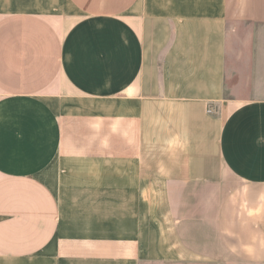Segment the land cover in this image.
<instances>
[{"label":"crops","instance_id":"1","mask_svg":"<svg viewBox=\"0 0 264 264\" xmlns=\"http://www.w3.org/2000/svg\"><path fill=\"white\" fill-rule=\"evenodd\" d=\"M148 259L264 264V0L0 12V264Z\"/></svg>","mask_w":264,"mask_h":264},{"label":"rangeland","instance_id":"2","mask_svg":"<svg viewBox=\"0 0 264 264\" xmlns=\"http://www.w3.org/2000/svg\"><path fill=\"white\" fill-rule=\"evenodd\" d=\"M46 4V0H0V12L15 11V10H40ZM239 94V93H238ZM145 264H183L180 261H168L162 259H148L144 261ZM185 264V263H184ZM188 264H195L191 262ZM199 264H223V263H213L204 262ZM230 264H249L242 262H234Z\"/></svg>","mask_w":264,"mask_h":264},{"label":"built area","instance_id":"3","mask_svg":"<svg viewBox=\"0 0 264 264\" xmlns=\"http://www.w3.org/2000/svg\"><path fill=\"white\" fill-rule=\"evenodd\" d=\"M209 112H212V110H211V109H209Z\"/></svg>","mask_w":264,"mask_h":264}]
</instances>
